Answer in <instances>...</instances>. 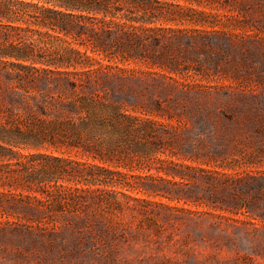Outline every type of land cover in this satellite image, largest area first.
<instances>
[{
    "label": "rangeland",
    "instance_id": "1",
    "mask_svg": "<svg viewBox=\"0 0 264 264\" xmlns=\"http://www.w3.org/2000/svg\"><path fill=\"white\" fill-rule=\"evenodd\" d=\"M162 2L164 19L152 25L160 30L150 35L164 36L167 44L155 53L145 47V58L129 63L134 72L124 87L134 114L149 112V127L163 138L157 161L136 172L168 174H159L166 182L142 181L156 185L158 195L103 185L89 194V206L58 205L66 219L52 218L46 230L29 233L13 216L32 215L8 207L13 216L0 219V264H264V0ZM5 5L0 0V46L10 24ZM112 69L103 71L110 79L103 94L119 97ZM65 156L99 163L74 152ZM8 164L0 159V191L20 199L27 184ZM111 178L118 181L116 174ZM6 222L13 225L1 230ZM48 232L55 236L45 238Z\"/></svg>",
    "mask_w": 264,
    "mask_h": 264
},
{
    "label": "trees",
    "instance_id": "2",
    "mask_svg": "<svg viewBox=\"0 0 264 264\" xmlns=\"http://www.w3.org/2000/svg\"><path fill=\"white\" fill-rule=\"evenodd\" d=\"M3 1V15L10 24L5 44L0 46V159L24 176L28 194L17 199L13 198L17 195L0 191V219L13 216L8 207H17L32 215L13 216L28 224V233L41 227L46 230L54 224L52 218L66 219L59 206L71 202L87 207L93 203L90 193L102 192L103 185L115 183L125 191L158 195L156 185L142 181L154 178L166 182L159 176L163 170H156V176L136 172L143 171L142 163L157 161V144L163 138L157 128L149 127V112L134 114L137 109L127 100L124 87L131 80L127 75L134 72L129 63L143 60L145 47L151 46L155 53L166 46L164 36L150 33L160 30L152 25L164 19L160 5L167 2ZM109 69L115 70L119 97L114 91L103 94V82L109 84L110 80L103 71ZM19 148L36 152L23 156L16 151ZM41 149H53L60 155L42 153ZM72 152L99 163L65 156ZM103 164H114L126 172L115 173ZM114 174L118 181L111 178ZM123 195L136 203L144 201ZM51 204L56 206L45 212L43 206ZM12 223L6 222L1 230ZM104 230L111 232L112 227ZM43 236L53 238L55 234Z\"/></svg>",
    "mask_w": 264,
    "mask_h": 264
}]
</instances>
